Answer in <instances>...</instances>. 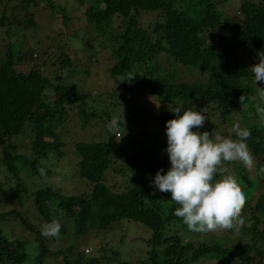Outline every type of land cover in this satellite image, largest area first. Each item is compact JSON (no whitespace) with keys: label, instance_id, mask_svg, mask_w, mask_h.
Wrapping results in <instances>:
<instances>
[{"label":"trees","instance_id":"1","mask_svg":"<svg viewBox=\"0 0 264 264\" xmlns=\"http://www.w3.org/2000/svg\"><path fill=\"white\" fill-rule=\"evenodd\" d=\"M45 1V8L69 20L54 2ZM229 1H75L76 7H85L82 16L91 41L102 38L93 52L107 48L109 75L123 90L118 98L122 115L111 114L107 125L120 138L113 134L106 141L75 142L77 176L87 189L66 196L45 178L51 175V162L64 154L57 128L66 120L67 108H81L86 100L72 75L73 59L51 40L43 46L42 61L32 64L39 53L33 51L28 60L18 36L37 25V0H0V30L8 36L2 39L0 60L10 69L0 73V166L7 185L0 184V264H207L209 259L264 264V173L259 171L264 167V123L255 110L258 86L249 70L264 52V0H245L230 15ZM142 13L155 14L146 26ZM126 93L154 100V110L145 114L126 106ZM177 105L207 116L201 132L217 133L229 122L251 133L255 170L230 162L215 177L234 175L246 194L239 232L189 231L174 215L179 205L171 194L151 183L157 170L170 167L163 151L165 127L175 118L169 109ZM26 130L30 152L24 157L11 143ZM52 219L60 221V234L42 236L43 225ZM9 221L29 231L32 239L9 235ZM122 221L141 224L149 232L146 251L137 261L123 258L119 248L106 243L90 254L87 244L80 246ZM132 249L135 257L136 247Z\"/></svg>","mask_w":264,"mask_h":264},{"label":"rangeland","instance_id":"2","mask_svg":"<svg viewBox=\"0 0 264 264\" xmlns=\"http://www.w3.org/2000/svg\"><path fill=\"white\" fill-rule=\"evenodd\" d=\"M50 1L56 4L60 12L63 10L65 16H67L69 20L65 22L62 13H53L45 8V0H37L34 9V20L37 25L34 28L27 27L22 32V36H18L19 39H21V41H19V48L24 51L28 60L33 51L39 53L38 59H33L31 61L32 64H39L42 61V54L44 52L43 46L49 45L51 40H57L63 47V50L70 53L69 56L73 59L74 71L72 75L75 76V83L78 86L77 89L80 93L85 95L86 100L81 108L73 106L67 108L66 120L57 128V134L65 144L63 148L64 154L61 159L51 162V175L45 178L46 184L61 190L66 196H70L83 193L85 189H87L86 183L77 176L76 164L78 156L74 144L76 141H106L110 139L113 134L116 138H120L117 135L119 131L113 130V132L107 125L113 121L111 114L117 117L122 115V106L120 105L122 100L118 98H120V93H123V90H121L120 85L115 83L114 79L109 75L108 70L112 62L108 59V56H106L107 48L105 50L98 48L93 52L96 41L98 42L102 38L91 41V31L86 27L84 17L82 16L85 7H76L74 5L75 1L79 2V0ZM241 2H245V0H230L226 5L227 14L230 15L235 12L236 7H238ZM150 16H155V14H141L140 19L143 26H146L151 19ZM17 18H20L19 15H17ZM16 35H18V33ZM5 36V31L3 32L0 30V59L3 58L4 51L1 42H3L2 39ZM10 41L11 43L14 42V37H12ZM5 66L6 62L0 60V73L9 74L10 69ZM124 96L126 106L136 107L145 114L155 108L154 100H149L147 97L131 93H126ZM53 98L50 96L49 101L54 100ZM81 110L83 113H81ZM109 117L111 121L108 122L107 120H109ZM260 122L264 123V120L261 119ZM234 124L228 122V124L220 126L218 129L219 132L217 133L232 137V126ZM27 133V130L24 131L23 134L19 135L18 138L11 143L12 148L18 146V151H16L17 155L24 157H27L30 152L27 143L29 140L28 135L30 134ZM46 140L51 139L46 138ZM1 170L2 168L0 166V184H3L6 188L7 185L5 184V178ZM43 180L44 179L37 180L36 183L39 184ZM5 227V231L9 235L13 234L14 237L23 240H30L33 237L29 231L14 224L13 221L7 222ZM217 232L218 234L231 235L228 231ZM148 233L146 228L141 224L122 221L117 226L112 227L111 231H104L97 236H92L86 243H84L85 241H81L80 246L87 244L84 249H87L90 254L95 248H100L106 243L108 246L112 245L116 247V249L119 248L123 258H127L130 261H137V257H142L146 251L144 242L149 237ZM132 246L136 247L135 252L137 255L135 257L133 256L134 251ZM142 247L145 250H140ZM213 261V259H209L206 263L216 264V262H218L215 261L214 263Z\"/></svg>","mask_w":264,"mask_h":264},{"label":"clouds","instance_id":"3","mask_svg":"<svg viewBox=\"0 0 264 264\" xmlns=\"http://www.w3.org/2000/svg\"><path fill=\"white\" fill-rule=\"evenodd\" d=\"M258 86L256 112L264 120V52L258 62L249 68ZM245 97H241L243 103ZM175 118L166 121L167 153L170 167L157 170L152 185L161 193H170L179 205L174 215L182 218L189 231L215 233L239 232L245 221L241 215L246 194L234 175L215 179L220 166L238 162L247 170L255 167L254 156L249 149L251 133L239 123L232 126L235 138L219 133L199 131L207 116L193 109L177 105L169 109ZM196 129V131H193ZM119 136V135H118ZM43 171V170H41ZM264 173V167L259 169ZM58 219L43 225L41 235L57 237L61 231Z\"/></svg>","mask_w":264,"mask_h":264}]
</instances>
